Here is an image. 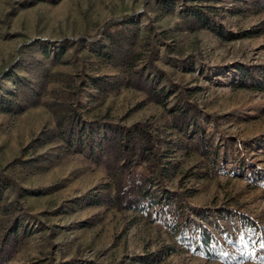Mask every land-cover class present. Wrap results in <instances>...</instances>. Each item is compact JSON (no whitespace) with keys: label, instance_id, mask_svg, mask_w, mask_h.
I'll use <instances>...</instances> for the list:
<instances>
[{"label":"rangeland","instance_id":"1","mask_svg":"<svg viewBox=\"0 0 264 264\" xmlns=\"http://www.w3.org/2000/svg\"><path fill=\"white\" fill-rule=\"evenodd\" d=\"M253 1L171 0L173 11L161 14L158 0H0V96L16 90L15 76L36 86L46 81L37 105L0 113V181L13 184L0 194V207L13 209L0 215V227L15 216L24 231L4 264H142L163 245L173 250L155 264H264V91L237 85L238 68L264 77V32L240 35L264 19V8L229 11ZM183 5L208 6L211 27L186 29L177 15ZM121 19L138 26L133 47L151 51L159 86L189 91L195 125L212 150L205 156L171 150L161 161L176 166L162 185L183 192L175 198L183 222L173 233L132 209L92 205L93 195L112 193L111 181L76 149L52 141L22 153L38 131L53 126L45 104L66 75L85 82L76 97L85 121L104 116L127 126L164 114L174 102L171 95L162 107L131 88L100 99L86 81V75H118L96 52L107 45L102 26ZM34 155L46 157L42 171L3 169L13 158Z\"/></svg>","mask_w":264,"mask_h":264},{"label":"trees","instance_id":"2","mask_svg":"<svg viewBox=\"0 0 264 264\" xmlns=\"http://www.w3.org/2000/svg\"><path fill=\"white\" fill-rule=\"evenodd\" d=\"M248 6L264 8V0H254L249 5L231 7L229 11L238 14ZM157 9L161 14L173 11L171 0H158ZM209 11L208 6L183 5L177 15L186 29H205L211 27L210 21L205 19ZM99 32L107 40V45L99 47L96 55L118 72V75L85 76L100 99L122 89L131 88L143 92L146 101L162 107L166 106L171 95L174 96V102L164 108V114L127 126L110 124L104 116L85 121L78 112L76 102L80 87L85 82L80 79L73 83L76 75H66L63 80H59L61 85L63 84L62 90L53 91L52 99L45 104L53 126L38 131L22 148V153L33 151L52 141L62 142L65 150L76 149L101 166L111 181L112 193L93 195L90 202L92 205H105L115 210L132 209L143 215L148 222L173 233L183 222L182 205L175 200L183 192H172L162 185V181L171 175L176 166L169 161H161L167 158L171 150L195 152L199 156L212 152L202 129L195 125L198 120L196 104L187 99L189 91L173 84L167 89L159 86L161 71L153 63V54L149 51L143 55L133 47L138 32L135 22L128 19L108 22ZM261 32H264V19L252 28L243 30L240 35L250 36ZM217 33L226 40L234 38L231 33ZM254 70L253 68L252 71ZM149 71L155 73L152 75ZM251 73L238 68L237 85L264 91V77L255 79ZM14 84V92L0 96V113L16 114L27 107L37 105L46 81L42 80L36 86L15 76ZM177 96L180 99H177ZM169 131H175L176 136L172 137ZM44 161L47 160L42 155L25 159L13 158L3 169L19 166L39 172L45 168ZM10 186L13 184L9 180L0 181V194ZM7 209L9 208L0 207V215L13 212V209ZM3 221L9 222L10 225L6 228L0 227V264L10 259L18 240L24 235L22 229L18 231L15 216L11 219L4 218ZM208 237L206 231L200 234L199 240L203 246L208 244ZM172 250L171 247L163 245L159 250L140 258V263L155 264Z\"/></svg>","mask_w":264,"mask_h":264}]
</instances>
